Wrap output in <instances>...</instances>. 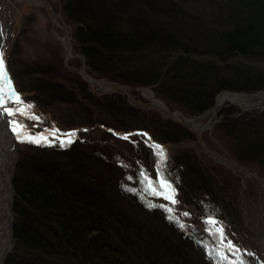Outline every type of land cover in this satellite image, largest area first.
Segmentation results:
<instances>
[{"label":"trees","instance_id":"obj_1","mask_svg":"<svg viewBox=\"0 0 264 264\" xmlns=\"http://www.w3.org/2000/svg\"><path fill=\"white\" fill-rule=\"evenodd\" d=\"M65 14L94 72L132 87H155L186 116L211 108L223 91L264 89V0H68ZM36 70L50 77L29 79L42 95L55 85L61 96L78 95L75 83H55L54 66ZM80 93L91 99L81 105L104 107L106 117H96L109 125L147 131L156 142L174 132L156 116L134 115L122 98L107 97L101 105L85 88ZM83 113L81 106L71 116L85 121ZM253 130L239 134L244 143L237 154L244 162L243 153L264 162L262 133L254 144L246 136ZM71 139L33 142L20 153L13 179L15 245L7 264H212L197 233L187 232L165 208L139 200L128 180L138 178L135 164L121 159L119 168L113 166L124 177L123 196L118 182L103 172L111 162L109 151L104 155L97 145ZM166 163L173 171L178 163L181 178L197 165L189 159Z\"/></svg>","mask_w":264,"mask_h":264},{"label":"rangeland","instance_id":"obj_2","mask_svg":"<svg viewBox=\"0 0 264 264\" xmlns=\"http://www.w3.org/2000/svg\"><path fill=\"white\" fill-rule=\"evenodd\" d=\"M47 1L56 8L57 12L61 9L62 4L68 3V0ZM63 18L70 22L67 14L63 15ZM0 25L3 29L0 49L4 51L6 57L5 64L10 80L7 86L12 100L15 101L13 108L14 110L18 109L15 118L21 128L14 137L16 155L12 185L20 153L29 151V145L33 143L29 137H47L46 140L40 139L41 143H44L45 141H64L68 139L67 134H74L71 138H81L84 144H94L105 149L104 155L110 153L111 162L106 163L108 167L103 172L109 180L118 182V188L123 196L126 195L122 191L123 186H120L119 180H123L124 177L121 176L120 171H112L113 166L114 168L118 167L117 162L121 159L129 161L132 165L135 163L134 166L138 167V178L128 180L133 187L135 186L139 190V192L137 191L139 200L144 203L152 202L162 209H167L168 213L180 222L183 228L184 224L187 226L184 228L187 229V232L197 233V241L212 264H264V189L252 178L246 177L239 170L235 171L226 167L210 155L213 152L220 154L230 161L238 163L239 166H243L247 171L256 173L264 180L263 161L243 153L242 157L247 159L244 162L237 154L238 146L240 148L244 143L239 134L246 128L252 126L254 127L253 131H256L255 134L246 135L251 136L249 143H257L256 139L260 138L258 133H262L261 137H264V126H260L264 125V113L252 115L231 105H226L214 126L206 130L199 138L195 132L190 131L183 124L166 120L161 113L148 107L147 101L141 99L136 93L133 95L135 102H141L142 105L144 104L143 106L133 104L125 94L107 93L99 86L96 88L91 86L80 73L83 65L82 60L75 58L70 63L67 62L63 37L68 35L53 22L45 11L28 3L27 0H20L19 3H16V0H0ZM72 43L76 56H80L79 44L76 41ZM48 65L56 68L55 83L65 86L75 83L78 87L76 91L78 95H74L73 99L67 95L61 96L58 89L55 88L56 85L53 86L49 95H42L36 84H31L29 79L36 82L50 79L49 75H45L41 71L39 73H43V76H39L40 74L38 73V75L36 70L40 66L44 69ZM68 67L75 70L72 71ZM88 67L90 69L87 68L86 74L99 81L106 79L95 75L91 67L89 65ZM260 67L264 68V64ZM48 85L50 83H47L45 87ZM83 88L86 89V92L91 93L95 100L101 101V105H103L104 98L111 96L122 98L134 115L140 113L156 116L162 121L171 123V130L174 132L164 139H158L160 142L155 141L154 143H151L147 134L144 135L140 131L139 133H128L131 134L128 139H119L109 132L110 129L122 133L131 130L117 128L98 120L99 118L96 117L98 114L106 117L104 107L84 105L83 102L81 105V101L88 103H90L89 100L91 101L88 94L87 101V96L80 93ZM146 88H150L160 98L155 87ZM228 92L256 95L264 93V89H254L250 92L223 91L215 97L214 107L217 97ZM24 93L27 94L26 97ZM17 96L19 97L18 101ZM76 98L77 100H75ZM30 99H36V103L31 102ZM81 106L84 117L87 115L85 120L87 122L83 118L71 116L73 111L78 110ZM172 109L178 110L177 108ZM92 119L96 120L92 122ZM133 120L138 123L136 118ZM256 120H259L260 123L255 122ZM224 121L225 124H223ZM73 128L76 132L72 130ZM182 130L184 131L183 135L175 132L182 133ZM80 133L82 136L79 135ZM154 136L156 135L154 134ZM156 145L160 147L157 148ZM167 158L173 164L178 160L189 159L197 165L190 166L184 172V178H181L184 170L177 163L175 166L178 171H173L172 167L170 168L168 165L169 162L166 163ZM138 159L147 163V166H139ZM175 172L181 179H177ZM191 172H197L199 176L193 178L190 175ZM161 191L175 198L183 204L184 208L177 205V202L173 204L171 199H166L165 197L168 196L163 195ZM11 216V246L4 264L8 263V258L15 245L13 210H11ZM213 221L215 223H212ZM220 230H222L224 239L221 238ZM183 237L185 238L184 235ZM190 238L196 240L194 237L190 236ZM188 239L187 241L192 243ZM202 261L204 260H201L200 264H203Z\"/></svg>","mask_w":264,"mask_h":264},{"label":"bare ground","instance_id":"obj_3","mask_svg":"<svg viewBox=\"0 0 264 264\" xmlns=\"http://www.w3.org/2000/svg\"><path fill=\"white\" fill-rule=\"evenodd\" d=\"M13 1V0H9ZM20 0H16V3H19ZM36 6L41 10H45L50 15L51 19L59 28H61L67 37H63L64 46L66 49V59L67 62L73 61L75 58H78L83 61L82 53L80 56H76L75 47L73 41L71 40L72 27L67 21L62 22V16L57 12L56 8L51 5L49 2H36ZM3 33L1 32L0 25V48L2 44ZM81 61V63H82ZM68 69H72L68 67ZM75 69H72V71ZM80 73L85 77L93 87L99 86L103 88L108 93H122L129 97L130 101L137 105L143 106L141 102H135L134 93L140 96L141 99L147 101L148 107L153 110L161 113L164 118L169 120H176L183 125L187 126L191 131L195 132L200 137L202 134L212 128L216 123V120L220 112L224 109L226 105H231L237 109L244 111L245 113H250L252 115L263 114L264 112V93H259L256 95H246L239 93H223L217 97L216 105L213 109L206 112L204 115L196 119L185 118L180 112L172 111V109L166 104L162 99H159L156 94L146 87H140L139 90L130 91L129 86L119 83L112 80L101 81L92 78L86 74L85 66L81 67ZM79 72V71H78ZM0 94L4 96L5 103L2 106L3 108H12L14 109L15 101L12 100L9 88L2 80H0ZM15 121V123H14ZM17 130L14 131L13 129ZM21 128L16 122L15 115H8L6 111L0 110V264H4L5 258L9 252L11 246V201L13 198V187H12V174H13V165L15 162V151H14V137L15 134L20 131ZM117 135L122 138L123 136H128L125 133H117ZM129 137V136H128ZM210 155L220 162L221 164L226 165V167L239 170L246 177H250L255 180L259 185L264 189V180L259 177L256 173H251L247 171L243 166H239L238 163L230 161L226 157L217 154L210 153ZM242 161V160H241ZM258 164L262 165L260 162Z\"/></svg>","mask_w":264,"mask_h":264},{"label":"snow or ice","instance_id":"obj_4","mask_svg":"<svg viewBox=\"0 0 264 264\" xmlns=\"http://www.w3.org/2000/svg\"><path fill=\"white\" fill-rule=\"evenodd\" d=\"M5 60H6V57L4 55V51L2 49H0V80H2L5 84H9L10 83V80H9V73H8V70L6 68V64H5ZM2 91V90H0ZM11 97H9L10 99ZM17 101L19 100V97L17 96L16 97ZM5 103V99H4V96L2 94H0V110H3V111H6L8 115H11V116H14L16 114V111L17 110H14L12 108H3L2 106L4 105ZM15 123V121H14ZM14 131H16L17 129L14 128L13 129ZM19 134V133H18ZM68 135V140L67 142L68 143H71L72 142V139L71 137L74 135V134H67ZM122 138L124 139H128V136H123ZM40 139H44L46 140L47 137H41V138H32V137H29V140L31 142H39ZM157 148H159L160 146L159 145H156ZM166 199H171L173 203H175V199L172 198V197H165ZM212 223H215L214 221ZM221 231V238L224 239L223 237V233H222V230Z\"/></svg>","mask_w":264,"mask_h":264},{"label":"water","instance_id":"obj_5","mask_svg":"<svg viewBox=\"0 0 264 264\" xmlns=\"http://www.w3.org/2000/svg\"><path fill=\"white\" fill-rule=\"evenodd\" d=\"M130 90V89H129Z\"/></svg>","mask_w":264,"mask_h":264}]
</instances>
